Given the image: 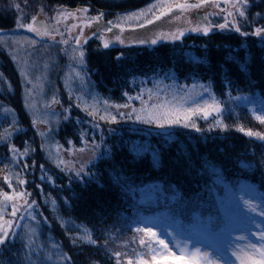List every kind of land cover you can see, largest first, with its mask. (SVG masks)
Instances as JSON below:
<instances>
[{
    "label": "rangeland",
    "instance_id": "rangeland-1",
    "mask_svg": "<svg viewBox=\"0 0 264 264\" xmlns=\"http://www.w3.org/2000/svg\"><path fill=\"white\" fill-rule=\"evenodd\" d=\"M252 1L248 0L244 7L245 15L239 16L230 0H152L136 10L117 12L112 20L107 14L101 16V13L86 5L76 8L56 7L52 8L53 10L40 6L36 12H32L19 0H13L8 6L0 5L1 10L15 13L17 18L13 28L0 31V224L8 220L13 221L11 235L0 245V264H22L28 250H32V243L40 241L45 228L37 220L35 212L32 213L31 207H28L32 200L27 199L28 195L24 192L30 173L24 163V155L33 152V133L27 136L18 150L9 149L10 153L5 151V145L15 141L14 138L25 126L21 121V113L36 125L34 134L41 142L46 160L39 172L40 181L48 183V189L42 196V208L46 207L45 210L56 223L61 222L68 226L65 236L73 238L75 242H79L83 234H89L91 229L82 222L83 219L78 216L79 211L77 213L70 201V198L76 200V196L68 195L70 203H66L62 199V193L58 192L57 182L50 171V167H56L60 171L74 170L76 175L80 174L79 163L84 162L89 169L93 164L91 161L101 150L100 145L94 141L96 132L92 122L86 121L82 125L79 119L72 115L69 123L78 142L72 143L71 149L65 147V144L62 145L58 136L60 125L71 111L68 113L69 110L62 104L59 84L73 102L78 103L89 114L94 113L91 115L97 119L104 116L105 119L100 120L107 122L120 120L139 125L153 124L159 130L196 129L199 124L198 117L204 115L201 112L185 120L189 109L214 103L219 104L220 111H212L208 115H213V121L209 123L212 129L231 125L223 116L229 112H237L240 107L248 108L249 112L246 114L254 118L264 116L262 95H235L232 90L222 95L211 87L209 81H203L195 75L192 80L181 79L172 66L163 64H159L160 68L155 69L156 73L153 74V71L148 77L138 79L132 76L130 83L128 81L118 88H121L124 99L113 101L111 97L103 95L90 74L85 59L88 42L93 37L99 39L101 36L104 44L108 43L110 47L153 45L160 41L181 39L192 32L203 34L225 29L218 27L225 23L227 28L236 30V27L247 23L249 2ZM184 4L201 6L178 7ZM16 5H19V8ZM162 5L171 7L172 11L160 19H155V15L166 10ZM150 7L152 11L139 19H122ZM61 13L74 15L65 16ZM95 17L99 19H93ZM147 20H153V23H147ZM29 24L40 29L42 34L31 31L27 27ZM109 28L111 31H108ZM194 28L200 30L193 31ZM205 28L208 29L207 32L204 31ZM117 36L120 37L119 40L116 39ZM259 36L264 38V34ZM153 40L156 42L152 43ZM80 52L84 53L83 57L79 55ZM149 111L160 115L167 113L171 117L179 116L180 123L146 122ZM137 115L145 119H137ZM160 123L164 126L161 127ZM191 124H195V127L186 126ZM232 124L238 130L243 128L242 132L246 134L251 130L259 133L258 137L264 136V133L246 125L243 119L232 121ZM208 164L218 172L216 181L218 185H222L221 188H214L215 197L224 207L221 224L214 225L209 221L204 223L201 218H196L199 221L186 220L180 215L175 218L167 217V221L156 219L141 222L143 229H151L158 234L159 239L165 240L168 249L159 244L157 238L152 237L151 242L156 246L152 250L153 256L146 257L139 253L136 259L138 264H206L202 256L192 255L197 248L201 253L208 254L207 260L211 261V264H264V191L255 183H250L248 177L245 181H240L239 189L233 192L221 174L219 165L212 162ZM90 169L88 173L93 180L101 183V170L95 164ZM115 175L121 176L122 173ZM118 179L123 183L127 181L123 176ZM133 188L135 189V186ZM158 192L159 188L155 187L137 191L133 195L137 196L136 200L141 204L155 206ZM6 196L12 198L6 199ZM13 206L17 210L15 217L12 216ZM46 225L50 226V223L47 222ZM190 227L195 234L186 231ZM47 229L45 235L51 237L53 230ZM48 244L50 247L47 250L44 245L39 249L45 250L41 258L37 250L30 260L34 263L41 259L44 264H66L64 254L57 245L51 241H48Z\"/></svg>",
    "mask_w": 264,
    "mask_h": 264
},
{
    "label": "trees",
    "instance_id": "trees-1",
    "mask_svg": "<svg viewBox=\"0 0 264 264\" xmlns=\"http://www.w3.org/2000/svg\"><path fill=\"white\" fill-rule=\"evenodd\" d=\"M12 1L0 0V5L8 6ZM19 1L32 12L40 6L55 9L86 5L107 14L112 20L117 12L136 10L152 0ZM249 8L247 23L239 26L240 31L225 27L211 33L192 32L181 39L158 44L126 47H104L103 41L99 43L93 37L86 46L88 69L103 95L116 102L124 99L119 86L130 83L132 76L138 79L148 77L160 68L159 64L172 66L181 79L192 80L195 75L209 81L211 87L222 95L232 90L235 95L264 97V38L253 34L256 28L264 26V0L249 2ZM16 21L15 13L0 9V30L13 28ZM59 86L62 104L68 113L71 111L60 125V141L70 149L72 143L78 142L71 132L70 115L77 117L82 125L86 121L92 122L96 132L94 141L101 150L91 161L93 164L89 169L95 164L101 170L99 180L102 182L93 180L84 162L79 163L80 174L77 175L74 170L64 172L56 167H50V171L62 199L73 203L82 222L91 227L86 230L96 242L83 239L75 242L73 238H67L68 226L56 223L46 207L42 208V196L48 189V183L40 181L39 172L46 160L41 142L34 134L36 125L19 111L25 126L15 141L5 145V151L18 150L27 136L33 133V152L24 155V163L30 170L24 192L27 199L32 200L29 202L32 213L35 212L37 220L45 226L42 238L36 244L32 243V250H28L22 264H44L41 259L37 263L30 259L43 245L47 250L50 247L48 241L57 245L66 264H135L139 253L151 257L152 250L156 248L149 234L137 231L142 230V223L150 218L167 221V217L180 215L186 220L199 221L196 218H201L204 223L209 221L220 225L224 207L215 197L214 188L222 185H218V172L210 167L209 162L219 165L233 192H237L239 182L248 177L250 183L264 191V138L249 136L232 124V121L243 119L246 125L264 133V121L247 115L248 108L240 107L237 112L223 116L231 124L228 127L212 129L209 126L213 121L211 115L206 118L199 116L196 129L159 130L153 124L97 119L73 102ZM121 173L127 180L125 183L118 179L121 176L115 175ZM155 187L159 188L155 206L143 205L133 195ZM70 194L77 199L70 198L69 201ZM47 222L50 226L46 225ZM47 228L53 230L52 238L45 235ZM38 253L41 258L45 250Z\"/></svg>",
    "mask_w": 264,
    "mask_h": 264
},
{
    "label": "snow or ice",
    "instance_id": "snow-or-ice-1",
    "mask_svg": "<svg viewBox=\"0 0 264 264\" xmlns=\"http://www.w3.org/2000/svg\"><path fill=\"white\" fill-rule=\"evenodd\" d=\"M202 2H207V0H202ZM230 2L232 3V7L238 11L239 16H244L245 15V11L243 9L247 5L248 0H230ZM200 6H201V4L178 5V7H181V8H187V7H196V8H198ZM16 7L19 8V5H16ZM161 7H164L166 10L165 11H161L159 13V15H155L154 16L155 19H160L161 16H164L168 12L172 11V8L167 6V5H162ZM84 11H87V10L84 9ZM151 11H152V9L150 7L148 10H141V12H139V13H132V14L126 16V17H123L122 19H125V20L139 19L140 16L146 15L147 12H151ZM61 15H65L66 16V15H74V14H72V13H67V14L61 13ZM100 15L102 16L103 14L101 13ZM229 15H231V13H229ZM35 19L36 18L34 17L33 20L35 21ZM93 19H99V17H95ZM109 23H111V22H109ZM147 23H153V20H147ZM19 26H23V25H19ZM117 26H119V25H117ZM227 26H228L227 23H225V24L219 25L218 27L225 28ZM27 27L33 32H37L38 34H42V33H40V29L32 27L31 24L27 25ZM198 30H200V29L199 28H194L193 29V31H198ZM108 31H111V29L109 28ZM204 31L207 32L208 29L205 28ZM236 31H240L239 27H236ZM244 34L247 35V33H244ZM253 34L254 35H262V34H264V28H258ZM173 38H175V37H173ZM116 39L119 40L120 37L117 36ZM155 42H156L155 40L152 41V43H155ZM104 47H108V43H105ZM79 55L81 57H83L84 53L80 52ZM124 107H127V105H124ZM212 111L219 112L220 111L219 104H216V103H214L212 105H207L206 104V105H204L202 107H196V108H193V109H189V115H185V120H189L191 115H196V114H199L201 112L203 113V115L206 118L208 115L211 114ZM90 114L94 115V113H90ZM136 118L137 119H145L144 117H142L140 115H137ZM257 118L261 119L262 121H264V116H258ZM100 119H105V117L101 116ZM112 119H115V117H112ZM153 121H156V122L163 121L164 123L176 124V123H180V118H179V116L171 117L167 113H165L164 115H160L158 113H154V112L149 111L148 112V118L146 119V122H153ZM160 126L163 127L164 126L163 123H160ZM186 126L195 127V124L186 125ZM240 130L244 131L243 128H241ZM247 135L252 136V135H260V134L259 133H254L251 130H248L247 131ZM261 138H264V136H261ZM21 183H23V181H21ZM11 198L12 197L6 196V199H11ZM32 203H35V202L33 201ZM28 207H31V205H28ZM16 211L17 210L15 209V206H13V212H12V216L13 217H15ZM12 226H13V221H11V220L4 221L3 224H0V245L4 244L6 242V240L9 238V236L11 235V231L10 230H11ZM137 231H144L145 233L149 234L151 237L157 238L158 241H159V244L163 245L165 249H168V244L165 243V240L159 239V236H158V234L155 231H152L151 229H147V228L142 229V230L141 229H137ZM262 235H264V234H262ZM81 239H83V240H85L87 242H90V243H95L96 242L95 240L92 239L90 234H85L84 236L81 237ZM143 243H144V241L141 240V244H143ZM181 251H184V249H181ZM192 255L193 256H197V255L202 256L205 259L206 264H211V261L207 260L208 254L207 253H201L200 249H198V248L195 249L192 252ZM262 255H264V250H262Z\"/></svg>",
    "mask_w": 264,
    "mask_h": 264
},
{
    "label": "bare ground",
    "instance_id": "bare-ground-1",
    "mask_svg": "<svg viewBox=\"0 0 264 264\" xmlns=\"http://www.w3.org/2000/svg\"><path fill=\"white\" fill-rule=\"evenodd\" d=\"M0 31H2V30H0ZM96 39H97V41H99V43L102 42V38H101V36L99 37V39H98V38H96ZM126 46H130V45H126ZM86 55H87V51H86ZM85 59H86V56H85ZM86 61H87V59H86ZM87 64H88V63H87ZM90 74H91V76L94 78L92 72H91ZM16 186H17V184H16Z\"/></svg>",
    "mask_w": 264,
    "mask_h": 264
}]
</instances>
